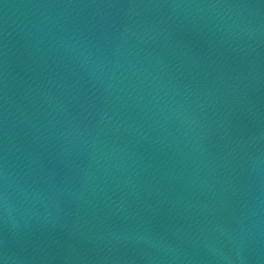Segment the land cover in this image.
Here are the masks:
<instances>
[{
    "label": "water",
    "instance_id": "1",
    "mask_svg": "<svg viewBox=\"0 0 264 264\" xmlns=\"http://www.w3.org/2000/svg\"><path fill=\"white\" fill-rule=\"evenodd\" d=\"M0 264H264V0H0Z\"/></svg>",
    "mask_w": 264,
    "mask_h": 264
}]
</instances>
